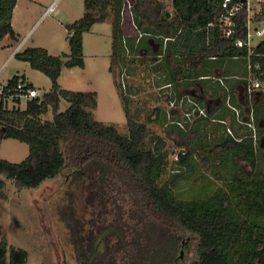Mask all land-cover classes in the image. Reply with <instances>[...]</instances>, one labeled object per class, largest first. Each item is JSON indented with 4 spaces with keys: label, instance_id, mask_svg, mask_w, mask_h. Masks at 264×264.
<instances>
[{
    "label": "trees",
    "instance_id": "obj_1",
    "mask_svg": "<svg viewBox=\"0 0 264 264\" xmlns=\"http://www.w3.org/2000/svg\"><path fill=\"white\" fill-rule=\"evenodd\" d=\"M17 2L0 0V39L6 36L18 39L12 25ZM123 3L124 0H85L83 16L67 25L71 49L67 64L85 65L84 33L96 22L111 18L113 53L110 69L125 101L128 134L124 135L115 126L93 117L92 110L98 106L95 91L61 87L62 56L50 54L45 47H28L18 51L16 57L48 75L52 89L42 97L29 100L23 109L8 108L2 99L0 139L15 138L26 142L29 154L21 162L0 157V173L24 188L36 187L47 178L56 177L68 165L75 174L87 173L83 168L94 165L90 172L97 171V178L102 180L110 173H123L129 177L137 205L134 224H128L123 212L119 211L114 221L104 229V251H98L96 245L89 250V244L83 245L84 238L76 231L73 235L81 264H176L182 247L189 244L184 240L186 235L199 238L198 257L191 264H264V127L258 126L264 117V106H256L253 111L258 130L256 142L250 137L236 141L223 131L217 134L218 137H213L212 142L203 141L202 144L210 145L211 150L220 151L218 154L229 164L225 165L230 178L206 198L183 200L177 198L171 181L163 180L170 155L166 140L151 133L148 123L140 120L139 109L132 111L130 98L124 91L128 87L124 89L121 84L122 73L125 71L128 78V70L134 61L130 56H140L143 42L151 35H176L174 41L167 42L165 49L163 39L154 37L163 43L158 55L167 52L170 44L176 47L185 40L200 45L196 52L202 57H244L246 49L234 46L232 39L220 38L214 29L207 31L208 23L222 12L218 0H172V13H164L158 0H134L137 24L149 34H145L138 43L137 36L130 33L123 23ZM261 20H264V1L261 13L257 15V21ZM209 32L210 41L207 40ZM256 51L264 53V40L257 45ZM253 61L259 62L264 70V56H254ZM157 75L161 79L162 74ZM260 76L264 78V74ZM19 80L27 81L25 76L15 75L4 86L6 91L15 87ZM175 80L171 78L165 85L171 83L169 89H173ZM28 85L33 86L30 82ZM227 92H230L232 103L240 108L242 103L236 93L231 89ZM171 98L180 99L181 96L171 94ZM64 99L69 106L60 110ZM50 108L53 119L43 121L42 115ZM227 108L226 115H209L217 119L229 117L235 134L238 137L247 135L242 128L247 126L238 122L233 110ZM181 143L187 148L174 161L175 178L182 175L191 177L200 170L195 155L199 143H188L185 139ZM240 160H246L252 170L245 172ZM215 173L216 170L213 171ZM200 176L206 177L205 174ZM3 186L0 182V194ZM91 234L98 238L94 231ZM27 257L26 250L0 240V264H27Z\"/></svg>",
    "mask_w": 264,
    "mask_h": 264
},
{
    "label": "rangeland",
    "instance_id": "obj_2",
    "mask_svg": "<svg viewBox=\"0 0 264 264\" xmlns=\"http://www.w3.org/2000/svg\"><path fill=\"white\" fill-rule=\"evenodd\" d=\"M158 1L162 3L164 13L173 11L172 0ZM84 12L85 0H18L12 17L18 39L12 40L9 36L0 39V87L8 84L15 75H23L40 90L42 96L51 91L52 81L48 75L33 68L28 61L16 57V53L22 49L45 47L50 54L62 56L64 60L59 77L61 87L74 91H95L98 106L92 110L93 117L115 126L126 135L129 130L125 101L110 69L113 53L111 18L96 22L84 33L85 65L67 64L71 53L67 25L80 19ZM260 22L264 24V20ZM130 57L134 61L142 57L148 59L147 63L144 60V63L139 62L143 66L136 72V77L128 67V88L124 91L130 98L132 111L139 109L140 120L148 123L151 133L166 140L170 155L164 182L171 181L177 198H206L223 186L225 179L230 178L225 165L228 162L218 154L220 151L211 150L210 145L202 144L203 141L218 137L217 131L214 132V126L204 120L188 123L182 131H178L175 125L170 128L167 112L170 99H173L169 95L171 89L158 88L152 78H148L155 71L152 69L159 65L155 64L158 57ZM132 82L137 84L136 95H133L132 86L129 87ZM26 106V101L19 105L12 99L7 104L8 108L23 109ZM68 106L69 102L64 99L60 110ZM156 106L164 109L167 114L164 118L156 115L159 114L154 110ZM41 118L43 121L53 119L52 108ZM169 129H172L171 132ZM184 139L188 143H199L200 154L196 152L195 155L199 173L206 177L202 178L197 172L191 177L173 176L176 155L187 148L181 143ZM28 154L26 142L15 138L0 139L1 158L21 162ZM205 157L208 159L204 160ZM239 164L245 172L252 170L246 160H240ZM93 166L83 168L87 173L75 174L68 165L56 177L47 178L40 185L29 188L18 187L12 179L0 173V182L4 185L0 194V240H5L9 246L26 250L27 264H81L73 235L76 231L84 238L82 244H89V250L96 245L98 251H104L105 227L114 221L119 211L123 212L128 224H134L137 205L131 181L126 174L110 173L102 180L97 178V171L90 172ZM214 170L217 173L213 174ZM93 231L98 238L92 236ZM184 240L189 241V244L182 247L183 256L178 258L176 264H191L198 257L199 238L186 235Z\"/></svg>",
    "mask_w": 264,
    "mask_h": 264
},
{
    "label": "built area",
    "instance_id": "obj_3",
    "mask_svg": "<svg viewBox=\"0 0 264 264\" xmlns=\"http://www.w3.org/2000/svg\"><path fill=\"white\" fill-rule=\"evenodd\" d=\"M263 1L264 0H218L222 12L207 25V31H212L214 29L218 32L220 38L232 39L234 46L246 49L247 53L244 57L247 61L249 73L244 79L246 80L245 94L249 100H253L254 96L257 94H264V78L260 76V74H264V70L262 71L259 62L253 61L254 56H264V53L256 51L257 45L264 40V24L257 21V15L261 13V4ZM122 17L125 27L129 31L134 32V35L137 36L136 42L138 43L147 33L143 32L137 24L134 11V0H124ZM209 34L210 32L207 36L208 41H210L211 37ZM159 37L163 39L164 49L168 41H174L176 39V35H159ZM158 56L162 57L163 54ZM234 57L239 56L235 55ZM126 78L127 73L124 71L121 75V84L124 89H126L127 86ZM219 80L223 83L222 79ZM164 87L171 88L172 84L169 83ZM226 88L227 91L230 90L228 87ZM168 93L169 92H166V94ZM169 95H171V93ZM35 97H42V93L34 86H29L27 81L19 80L18 84L15 87L9 88L8 91H6L4 86L0 87V99L4 100L6 106L10 99L20 105L22 102H28ZM17 101H20V103ZM225 104L233 110L237 121L247 126L249 130L247 135L238 137L230 127L227 119L210 117L208 109L189 96H183L180 99H170V109L168 113L170 124L185 129L188 123H193L198 119L207 120V124H221L224 134L236 141H241L246 137H250L256 142L258 130L254 119V112L251 111L248 118L245 119L242 110L232 103L230 92H227ZM186 105H189V108L183 110L181 118H172L171 110L177 107L183 109ZM208 119H210L209 123ZM185 150L186 148H183V150L178 152L175 159L178 160L179 154L181 152L185 153Z\"/></svg>",
    "mask_w": 264,
    "mask_h": 264
},
{
    "label": "crops",
    "instance_id": "obj_4",
    "mask_svg": "<svg viewBox=\"0 0 264 264\" xmlns=\"http://www.w3.org/2000/svg\"><path fill=\"white\" fill-rule=\"evenodd\" d=\"M154 37L159 36L155 35L147 38L141 46L140 56L134 55L135 58L141 56H147L148 58L159 57L157 53L162 50L163 43H161L160 40H155ZM199 46L200 45L196 46L195 41L186 42V40L185 43H178L176 47L173 44H170L167 52H165L167 56L164 53L162 57H159V59L155 61L161 62L155 63L159 65L152 69V71H155L151 72V75H149L148 78L150 79L151 77L153 83L157 84L158 88L164 87L166 81L169 79L175 78L176 80L173 81L175 88H173V91L171 89L172 95L176 97L189 96L202 106H205L209 113L215 115H226L228 112V108L225 104V97L227 95L226 87L234 91L238 101L242 103L240 108L242 109V114L245 119L248 118L251 111H254V107L264 106V94H257L254 96L253 100H249L245 94L246 80L244 77L249 73L245 57H202L196 52V49H198ZM136 60L133 61V64L131 65V73L134 74V77L137 75L136 72L143 66H140L141 62L144 63L145 61L147 63L148 61L147 58ZM157 74H162L161 79H158ZM219 79H222L224 84L221 83ZM131 86L134 89L133 95H136L137 84L132 82ZM188 108L189 105H186L183 109L177 107L171 110L173 117L181 118L183 110ZM154 110L156 113H159L156 114L157 116H161L162 118L166 116V112L164 113L162 107L156 106ZM168 113L169 112H167V114ZM225 119L230 123L229 117ZM200 121L201 120H199V122ZM172 126L174 125L170 124V128H172ZM212 126H214V132L217 131V134L223 131V127L220 125L213 124ZM258 126L261 128L264 127V117L259 121ZM242 128L246 130V133L249 132L248 128ZM251 140L253 141L252 138ZM262 143L264 144V139L262 140Z\"/></svg>",
    "mask_w": 264,
    "mask_h": 264
},
{
    "label": "water",
    "instance_id": "obj_5",
    "mask_svg": "<svg viewBox=\"0 0 264 264\" xmlns=\"http://www.w3.org/2000/svg\"><path fill=\"white\" fill-rule=\"evenodd\" d=\"M2 107H3V103H2V100L0 99V114L2 112Z\"/></svg>",
    "mask_w": 264,
    "mask_h": 264
},
{
    "label": "flooded vegetation",
    "instance_id": "obj_6",
    "mask_svg": "<svg viewBox=\"0 0 264 264\" xmlns=\"http://www.w3.org/2000/svg\"><path fill=\"white\" fill-rule=\"evenodd\" d=\"M180 256H181V257L183 256V251L180 253Z\"/></svg>",
    "mask_w": 264,
    "mask_h": 264
}]
</instances>
